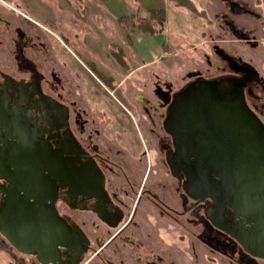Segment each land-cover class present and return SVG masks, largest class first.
<instances>
[{"label":"flooded vegetation","instance_id":"1","mask_svg":"<svg viewBox=\"0 0 264 264\" xmlns=\"http://www.w3.org/2000/svg\"><path fill=\"white\" fill-rule=\"evenodd\" d=\"M219 1L213 5L218 22L251 44V59L242 51H229L226 44H215L213 70L202 51L203 60L186 68L180 83L161 57L142 58L132 67L124 51L114 49V61L123 72H116L114 63L112 73L106 74L94 61L82 62L104 91L97 95V85L90 84L91 100L82 84L81 95L72 99L61 85L49 81L45 64H37L24 51L23 44L31 40L20 32V74L0 71V103L6 101L26 118L29 136L40 141L48 158L61 161L65 176L56 187L54 206L68 230L83 232L87 241L80 253L61 246L60 256L46 263L14 247L17 252L37 264H264V257L211 220L208 213L215 202L196 200L184 188L186 177L173 165L170 109L177 95L197 81L244 79L247 101L264 122V20L245 0ZM250 12L255 17L252 34L248 22L236 19ZM122 83L128 89H119ZM103 97L117 104L112 107ZM225 218L232 221L233 213L225 211Z\"/></svg>","mask_w":264,"mask_h":264},{"label":"water","instance_id":"2","mask_svg":"<svg viewBox=\"0 0 264 264\" xmlns=\"http://www.w3.org/2000/svg\"><path fill=\"white\" fill-rule=\"evenodd\" d=\"M244 86V79L227 76L197 81L177 95L169 113L173 165L196 200L215 202L211 220L264 257V122ZM28 123L0 103V233L46 263L60 256L61 246L80 253L87 240L58 215L55 190L64 168L29 136Z\"/></svg>","mask_w":264,"mask_h":264},{"label":"rangeland","instance_id":"3","mask_svg":"<svg viewBox=\"0 0 264 264\" xmlns=\"http://www.w3.org/2000/svg\"><path fill=\"white\" fill-rule=\"evenodd\" d=\"M244 2L250 10L259 11L260 20H264V0ZM219 3V0H0V71L20 74L16 53L22 33L31 40L23 44L24 51L37 64H45L47 79L55 81L59 88L61 85L72 99L81 95L80 84L88 100L92 99V84L97 85L95 94L104 92L98 83L94 84L82 62L94 61L106 74L112 73L114 63L119 72L121 67L112 55L114 49H122L132 67L142 58L161 57L164 67L174 78L179 75L182 83L185 69L196 67L203 60L202 51L207 53L213 70L215 44L220 48L226 44L229 51H242L243 56L251 59V44L239 41L222 20L218 22L213 5ZM152 9H164L163 24L151 16ZM236 19L248 22L246 29L252 34L255 17L251 12L236 15ZM145 20L154 31L141 26ZM122 85L119 89H128L125 83ZM102 100L112 101V107L117 104L109 98ZM17 259L20 264H37L17 252L0 233V264H17Z\"/></svg>","mask_w":264,"mask_h":264},{"label":"trees","instance_id":"4","mask_svg":"<svg viewBox=\"0 0 264 264\" xmlns=\"http://www.w3.org/2000/svg\"><path fill=\"white\" fill-rule=\"evenodd\" d=\"M183 1V0H181ZM151 16H153L154 18L158 19L160 21L161 24L164 23V19H165V16H164V9H152L151 11ZM144 29H149L150 31H154L153 27L152 26H148L147 25V21L145 20L144 24L141 25Z\"/></svg>","mask_w":264,"mask_h":264}]
</instances>
